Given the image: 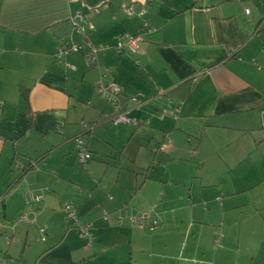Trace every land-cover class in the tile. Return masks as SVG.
Masks as SVG:
<instances>
[{
    "label": "crops",
    "instance_id": "obj_1",
    "mask_svg": "<svg viewBox=\"0 0 264 264\" xmlns=\"http://www.w3.org/2000/svg\"><path fill=\"white\" fill-rule=\"evenodd\" d=\"M0 209V264H264V0H0Z\"/></svg>",
    "mask_w": 264,
    "mask_h": 264
},
{
    "label": "built area",
    "instance_id": "obj_2",
    "mask_svg": "<svg viewBox=\"0 0 264 264\" xmlns=\"http://www.w3.org/2000/svg\"><path fill=\"white\" fill-rule=\"evenodd\" d=\"M96 14L99 13V9L94 10ZM125 15L132 18V17H139L140 19L146 14L147 9L145 6L137 7L136 5H128L124 7ZM247 14H250V10H246ZM89 16L83 14L81 12H77L76 15L73 17L72 22L75 27V32L81 38V42L69 41L62 43L58 49L57 53V60L61 62V59L70 54V53H82L88 52L91 55H97L99 53L105 52L110 50L111 47L106 45H101L99 47L94 46L91 44V41L88 40V32H92L94 30L93 24L88 19ZM144 31L147 30L151 32V28L147 23H144ZM141 37L137 36L134 37L130 34H126L122 41L118 42V45L115 47L118 51L127 50L133 54H136L139 51V44L141 43ZM67 67H71L74 69L75 67L69 64L64 63ZM98 93L100 97L109 103L113 104L115 107L119 108L120 100L119 96L122 93L121 86L116 81H110L108 83H102L98 87ZM116 124L124 123V124H134L140 125L143 123V120L129 118L126 114H119L114 119ZM75 146L77 149V158L83 167H85L91 160H92V153L88 149L87 139L85 136H79L74 140ZM17 167H21L17 165ZM44 199L43 195H38L33 197L29 202H41ZM1 210V209H0ZM64 211L66 213L67 219L69 222L72 223V226L78 228L80 236L84 239L91 240L93 234L91 230V226L85 225L82 223L80 217L78 216L77 212L72 209L71 206L67 205L64 207ZM1 214V212H0ZM28 214L23 215L22 218L27 220ZM149 212H141L131 218V221L142 227V228H150L154 229L159 226V222L153 221ZM106 219V213H105Z\"/></svg>",
    "mask_w": 264,
    "mask_h": 264
},
{
    "label": "rangeland",
    "instance_id": "obj_3",
    "mask_svg": "<svg viewBox=\"0 0 264 264\" xmlns=\"http://www.w3.org/2000/svg\"><path fill=\"white\" fill-rule=\"evenodd\" d=\"M65 216H66V214H65ZM66 219H67V216H66ZM67 221H68V219H67ZM68 222H69V221H68ZM69 224H70V225H72V223H71V222H69ZM23 247H24V246H23ZM23 247H22V248H23Z\"/></svg>",
    "mask_w": 264,
    "mask_h": 264
},
{
    "label": "trees",
    "instance_id": "obj_4",
    "mask_svg": "<svg viewBox=\"0 0 264 264\" xmlns=\"http://www.w3.org/2000/svg\"><path fill=\"white\" fill-rule=\"evenodd\" d=\"M87 53V52H86ZM91 55V54H90ZM91 56H93V55H91Z\"/></svg>",
    "mask_w": 264,
    "mask_h": 264
}]
</instances>
